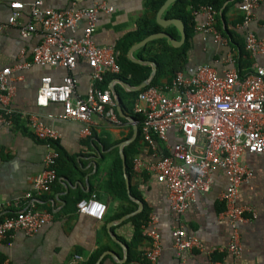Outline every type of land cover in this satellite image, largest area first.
Returning <instances> with one entry per match:
<instances>
[{
	"label": "crops",
	"instance_id": "obj_1",
	"mask_svg": "<svg viewBox=\"0 0 264 264\" xmlns=\"http://www.w3.org/2000/svg\"><path fill=\"white\" fill-rule=\"evenodd\" d=\"M14 1H20L24 5L18 22L25 24L30 19L29 4L34 0H0V68L13 69L9 75V85L13 92L7 104L0 103V108L6 105L13 111V116L17 117L16 120L12 118L10 125L0 123V215L15 212L31 200L38 210L47 211L50 218L32 236L15 231L0 241V264H68L74 255H78L80 259L73 264H81L98 248L101 250L94 264H142L143 253L149 241L144 236L138 237L137 223L133 217L143 207L148 208L149 215L153 217V226L160 237V252L154 264H264V154L245 152L240 158L252 175L239 187L237 204L248 207L251 213L247 212L248 218L237 225L241 247V253L237 256L226 249L232 231L228 221L220 217L224 209L221 194L227 183L224 170L216 168L211 172L210 190L197 192L194 201L182 213L171 210L168 191L164 184L156 180L153 172L145 171L137 176L132 171L128 175L126 166L124 171L123 158L125 164L127 158L135 156L154 161L162 151L167 152L159 141H156L155 147L147 146L142 141L138 123L131 114L132 109L130 111L126 107L128 99L122 95L133 91L129 88L132 85L120 78H113L108 82L113 109L116 115L122 117L121 123L114 125L93 115L88 132L84 131L83 123L59 117L62 112L60 103H37L41 77L50 76L52 82L60 83L69 74L74 79L73 94L84 96L91 87V70L84 58H78L72 70L38 64L14 69L17 64L31 61L33 47L43 38L38 24L35 31L23 37L17 25L8 23L12 12L10 3ZM94 1H103L111 5L113 10L99 13V21L92 34L93 41L96 45L113 46L115 53L117 42L137 28V20L145 11L146 0ZM42 2L44 6L63 9L72 3L76 7L88 6L92 1ZM238 2L239 0L224 2L222 9L217 11L215 26L219 32L229 30L240 34L237 42L241 45L243 30L239 24L242 12L237 7ZM168 7L163 11H159V7L154 19L161 27V31L157 33H165L170 38L158 35L153 39L164 37L176 48L186 43V66L205 63L213 66L219 73L229 67L239 70L236 53L238 45L234 43L231 46L228 41L226 45H221L209 33L195 29L204 20L201 13H192L194 26L188 37L183 20L167 16ZM248 29L258 38L264 39V0H260ZM81 31L82 23L75 34L80 36ZM130 48L127 51L129 59ZM138 48L131 53L135 59L155 62L136 57L135 51ZM229 52L233 55V63L226 61ZM249 58L252 67L255 64L264 66V53ZM136 63L151 67L146 62ZM155 64L153 78L158 72L157 62ZM243 64L245 67L242 58ZM158 82L167 83V74L160 71ZM113 93L118 95L119 104ZM30 115H36L57 132L55 147L59 151L60 163H56L57 179L50 190L27 199L25 193L32 192V178L43 169L46 152L45 144L35 138L27 125V117ZM178 138L179 134L169 132V143ZM116 157L121 159L126 193L135 204L134 209H130L132 204L120 200L106 184V171ZM132 190L138 192L140 198L133 195ZM91 193H95L106 204V211L100 220L76 210V199L87 198ZM179 228L184 229L187 236L196 238L201 243V248L178 253L174 248L173 233Z\"/></svg>",
	"mask_w": 264,
	"mask_h": 264
},
{
	"label": "built area",
	"instance_id": "obj_2",
	"mask_svg": "<svg viewBox=\"0 0 264 264\" xmlns=\"http://www.w3.org/2000/svg\"><path fill=\"white\" fill-rule=\"evenodd\" d=\"M88 6L76 7L74 3L63 9L44 6L42 0L29 4L30 19L18 22L24 5L20 1L10 3L12 10L8 23L17 25L21 36L27 37L35 31L36 24L43 32V38L33 47L29 62L15 65L14 69L42 66H61L68 70L75 68L78 58H84L91 70V87L84 96L73 94L74 79L67 74L60 83L52 82L50 76L41 77L37 103L46 105L58 102L62 106L59 117L64 120L88 125L92 116L98 115L114 125L120 119L113 109L109 89L102 88L105 75L120 71L113 46L96 45L92 34L99 21L100 12H111L113 7L103 1L91 0ZM260 0H239L242 12L239 27L243 30V44L246 52L254 57L264 53V39L258 38L248 29ZM192 13H201L204 20L195 29L209 33L221 45L227 39L216 29L217 10L211 5H201ZM82 23L80 36L75 34ZM2 26H0V30ZM70 31V33H67ZM226 61L234 62L232 53ZM253 71L241 77L234 67L219 73L205 63L188 65L174 73L171 81L164 84L147 85L140 90L132 103V112L140 114V136L147 146L155 147L159 141L167 152H161L154 161H146L135 156L132 171L140 176L143 172H153L158 182L168 191L170 208L182 213L194 201L197 192H207L211 188V172L220 168L227 178L225 190L221 194L224 209L220 217L231 226V239L227 250L239 255L241 247L237 225L245 221L250 209L237 204L239 187L246 182L252 172L240 161L245 152L264 154V66L255 64ZM13 69L0 68V103L7 104L13 88L9 85V75ZM13 111L4 105L0 108V123L10 125ZM27 125L33 135L45 144L43 169L32 178V192L25 198L47 193L57 179L56 163L59 151L55 147L57 132L45 125L36 115L27 117ZM169 132L179 138L169 143ZM31 201V200H30ZM28 201L13 215L0 217V241L12 232L18 231L32 236L48 221L50 214L38 210ZM76 210L100 220L106 211V204L95 193L81 198ZM251 213V212H250ZM142 236L148 239L142 264H154L160 252V237L149 215L146 225L141 227ZM174 248L178 253L192 248H201V243L186 235L184 229L174 231ZM80 257L74 255L71 263Z\"/></svg>",
	"mask_w": 264,
	"mask_h": 264
},
{
	"label": "trees",
	"instance_id": "obj_3",
	"mask_svg": "<svg viewBox=\"0 0 264 264\" xmlns=\"http://www.w3.org/2000/svg\"><path fill=\"white\" fill-rule=\"evenodd\" d=\"M164 1L165 0H146L145 11L143 15L137 20V28L134 31H131L124 35L115 46V58L117 64L119 65L120 72L116 75L107 73L103 79V82L100 84L102 88H106L108 82L113 78H120L121 80L127 82L132 86H137L148 77L151 71V67L148 64H140L131 61L127 57V51L134 43L139 42L148 35L161 31V27L156 23L154 15ZM225 1L226 0H174L169 5L166 14L167 16L177 17L183 20V22L185 23V30L187 36L189 37L191 35V31H193L194 26L192 10L198 9V7L201 5H211L217 11H220ZM220 33L227 39L229 45L233 46V44L235 43L239 46L236 53L239 59L238 72L240 76L244 77L248 73H251L253 71V68L252 61H250L249 58L250 56L244 49V44L242 40L241 45H239V43L237 42V39L239 38L240 34H237L235 31L229 30H221ZM186 49V43L181 47L176 48L171 46L164 37H159L150 40L148 43L138 48L135 51L136 57H138L139 59L147 58L149 60L157 62L158 72L156 76L151 80L149 85L160 84L158 82V74L160 71L167 74V82L169 83L176 71L185 69L188 66L185 65L187 57ZM242 58L245 61V67L244 64L242 65ZM140 90L129 91L126 93L124 92L122 94L123 97H126V99H128V103L126 102V107L129 108L130 111L133 100ZM131 114L137 121L140 131V123L142 120V116L140 114H135L132 112ZM13 117V120H16L17 117ZM118 117L119 119H122L120 115H118ZM132 159L133 157L126 159V172L128 175L132 174ZM58 163H60V155L57 159V165ZM105 181L108 188L120 200H122L123 202H128L129 204L131 203L132 206L130 207V209H132L133 206L135 208V204L128 198L126 193L122 163L119 157H116L110 162L109 167L106 171ZM132 194L140 198V194H138V192H136L135 190H132ZM80 199L81 197H78L76 199L75 206L77 201ZM15 212L7 213L4 215H13ZM4 215H0V217ZM133 219L137 223L136 226L138 229V237H143L141 234V227L143 225H146L149 219L148 208L143 207V209L139 213H137L133 217ZM100 250L101 249L98 248L95 252L90 255L86 262L81 264H94L100 253Z\"/></svg>",
	"mask_w": 264,
	"mask_h": 264
},
{
	"label": "water",
	"instance_id": "obj_4",
	"mask_svg": "<svg viewBox=\"0 0 264 264\" xmlns=\"http://www.w3.org/2000/svg\"><path fill=\"white\" fill-rule=\"evenodd\" d=\"M173 1L174 0H165L163 2V4L160 6L159 11H163L164 9H166ZM158 35H160V36H166V37H169L170 38V36L167 35V34H165V33H154V34L148 35L147 37L143 38L138 43L132 45L131 48H130L129 57H130L131 60H133L135 62H146V63H149L151 65V67H152V70H151L149 76L146 79H144L139 85H137L135 87L129 86V88L132 89L133 91H138L140 89L145 88L147 85H149V83L151 82V80H152V78H153V76L155 74L156 64H155V62H152V61L137 60V59H135L132 56L131 53H132V51L135 48H138V47H141V46L145 45L149 40L153 39L154 37H156ZM113 95H114V98H115L116 103L119 104V97H118V95H116V93H113ZM125 166H126L125 159L123 158V168H124V171H125ZM126 182L128 183L127 177H126Z\"/></svg>",
	"mask_w": 264,
	"mask_h": 264
}]
</instances>
